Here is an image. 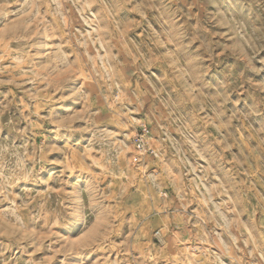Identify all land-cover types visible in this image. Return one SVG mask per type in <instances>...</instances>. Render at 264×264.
I'll return each mask as SVG.
<instances>
[{
	"label": "clouds",
	"instance_id": "9594fccd",
	"mask_svg": "<svg viewBox=\"0 0 264 264\" xmlns=\"http://www.w3.org/2000/svg\"><path fill=\"white\" fill-rule=\"evenodd\" d=\"M0 264H264V0H0Z\"/></svg>",
	"mask_w": 264,
	"mask_h": 264
}]
</instances>
